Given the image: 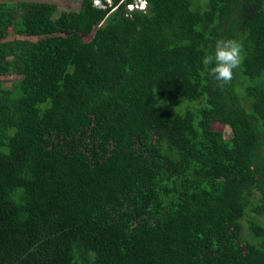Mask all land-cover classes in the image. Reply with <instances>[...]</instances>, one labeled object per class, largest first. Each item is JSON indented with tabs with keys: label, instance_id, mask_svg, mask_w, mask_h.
I'll list each match as a JSON object with an SVG mask.
<instances>
[{
	"label": "trees",
	"instance_id": "16d2710c",
	"mask_svg": "<svg viewBox=\"0 0 264 264\" xmlns=\"http://www.w3.org/2000/svg\"><path fill=\"white\" fill-rule=\"evenodd\" d=\"M133 1L0 3V264H264V0Z\"/></svg>",
	"mask_w": 264,
	"mask_h": 264
},
{
	"label": "clouds",
	"instance_id": "9594fccd",
	"mask_svg": "<svg viewBox=\"0 0 264 264\" xmlns=\"http://www.w3.org/2000/svg\"><path fill=\"white\" fill-rule=\"evenodd\" d=\"M243 44L236 39H217L212 52H206L202 57V64L208 71V76L218 82V86L231 83L234 70L244 59Z\"/></svg>",
	"mask_w": 264,
	"mask_h": 264
},
{
	"label": "rangeland",
	"instance_id": "374dc122",
	"mask_svg": "<svg viewBox=\"0 0 264 264\" xmlns=\"http://www.w3.org/2000/svg\"><path fill=\"white\" fill-rule=\"evenodd\" d=\"M19 1L42 2V3L53 4V5H55L57 7V13L55 14L57 16L60 12H68V11L76 12V11H78L79 8H80V4H81L82 0H0V3L11 4V3L19 2ZM107 1L109 2L111 0H107ZM95 2H96L97 5H101V1L100 0H95ZM132 9H134V8H129L128 9L129 12H132L131 11ZM142 11H144V10H142ZM8 38L10 40H12V39H18V38H23V37H18V36H15V35L12 34ZM14 78H17V77H12V78H9V79L3 78L4 85L6 87L11 86V81ZM194 105H196V104L195 103L194 104H190L189 106L192 107ZM161 106H164V104L161 103ZM182 107H184V104H182ZM171 111H180V109L176 108V109H173ZM218 129H220L223 132L225 138L230 136L231 132H230L229 128L222 126V127H219ZM254 198H258L257 194H255ZM260 222L262 224H264V218L260 219ZM243 235L245 236V232H244Z\"/></svg>",
	"mask_w": 264,
	"mask_h": 264
},
{
	"label": "built area",
	"instance_id": "2783aa9c",
	"mask_svg": "<svg viewBox=\"0 0 264 264\" xmlns=\"http://www.w3.org/2000/svg\"><path fill=\"white\" fill-rule=\"evenodd\" d=\"M100 1H101V5H97L96 2H95V0H93V3L98 8H103L102 0H100ZM146 6L147 5H146V1L145 0H134L132 3H130V4H128L126 6V9L128 10L129 8H134L131 11H134V10H138V11L144 10L145 11L146 10Z\"/></svg>",
	"mask_w": 264,
	"mask_h": 264
}]
</instances>
